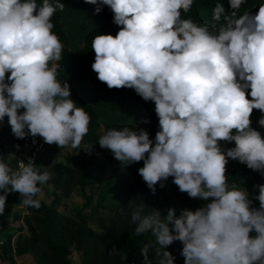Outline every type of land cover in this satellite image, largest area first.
<instances>
[{"label":"clouds","instance_id":"1","mask_svg":"<svg viewBox=\"0 0 264 264\" xmlns=\"http://www.w3.org/2000/svg\"><path fill=\"white\" fill-rule=\"evenodd\" d=\"M84 2L96 5V13L110 7L114 23L122 26L115 36L98 34L92 41L91 67L98 79L154 101L159 118L154 143L146 130L124 127L108 130L99 146L123 166L143 160L138 173L153 194L171 176L189 197L211 198L179 215L169 208L163 218L158 210L145 215L134 208L136 233L155 235L158 264H174L165 250L173 241L182 242L184 264H264V184L255 186L257 209L248 191L229 186L226 178L227 158L264 175V138L250 126L253 109L264 113V4L254 15L237 18L244 0H229L230 12L218 3L212 15L223 23L210 30L181 18L193 0ZM63 9L59 0H0V121L7 116L17 138L39 135L59 148H78L90 116L69 98V85L57 80L59 65L53 63L61 59L63 45L51 31V18ZM258 123L264 126V115ZM219 141H234L235 147L222 151ZM49 179L31 159L15 171L0 161V215L11 192L39 209L38 185ZM253 230L255 237L249 235ZM152 244L141 249L149 264Z\"/></svg>","mask_w":264,"mask_h":264},{"label":"rangeland","instance_id":"2","mask_svg":"<svg viewBox=\"0 0 264 264\" xmlns=\"http://www.w3.org/2000/svg\"><path fill=\"white\" fill-rule=\"evenodd\" d=\"M8 75L10 73H6V77ZM80 86L79 80L70 83L72 89ZM130 124L128 106L119 102L102 103L90 117L89 130L80 147L59 148L55 143L50 144L41 157L39 171L48 172L50 179L38 185L41 193L35 197L40 199L41 207L25 206L18 192L6 197L4 213L0 215V264H149L141 249L150 241L153 243L148 253L150 264H158L152 250L158 246L155 235L151 231L138 235L131 211L142 208L145 215L153 210L167 213L173 208L168 203L174 204L185 193L170 176L157 183L153 194L138 173L143 160L123 166L110 150L99 146V139L109 126L114 125L116 130L134 129ZM158 130L155 128L149 134L153 143ZM12 136L8 120L0 121V161L7 164L12 153V143H9ZM218 143L222 151L235 147L234 141ZM93 144L99 148L97 156L92 155L91 149H84ZM230 160L233 159L227 158L228 162ZM80 161L88 162L87 182L83 186L78 169ZM253 174H260L264 180L259 171ZM173 209L179 215L180 210L186 208ZM79 228L84 229L76 243ZM249 235L253 237L256 233L253 230ZM182 247L180 241L166 246L165 250L174 257V264H184L180 254Z\"/></svg>","mask_w":264,"mask_h":264},{"label":"trees","instance_id":"3","mask_svg":"<svg viewBox=\"0 0 264 264\" xmlns=\"http://www.w3.org/2000/svg\"><path fill=\"white\" fill-rule=\"evenodd\" d=\"M55 2V0H50ZM64 4L63 11H57L51 18L54 28L51 30L58 36L63 45L61 59L53 63L58 64L57 80L63 85L64 82L70 83L79 80L81 86L79 88H70V99H72L77 107H83L84 111L91 117L96 111V106L102 103L116 104L129 107L131 113L130 127L134 129H144L148 132H154V129H159V118L155 113L154 101H145L134 89L131 88H108L105 82H101L97 73L93 71L91 65L95 59V52L92 49V41L98 34H111L115 36L119 31L120 25L114 23V14L110 7L104 5L99 13L95 12L96 5L85 3L84 0H59ZM223 4L226 12L229 10V0H193L191 10L184 13L181 10V18H191L197 25L208 24L210 30H214L223 23L213 19V8L216 4ZM37 4H42V0H37ZM264 0H244L240 9L237 12V18L244 13L254 15ZM7 82V81H6ZM8 83V82H7ZM246 98L251 99L250 89H246ZM19 111V110H18ZM264 113L260 110L253 109L250 120L251 127L261 133L264 138V126L259 125L258 120ZM3 120H8L5 116ZM114 125L109 126L107 130L113 129ZM150 138V136H149ZM13 142V136L9 143ZM11 150V149H10ZM93 156L99 155V148L95 144L91 147ZM41 157L38 159L35 167L40 171ZM87 161H80L78 169L81 171V185L87 182ZM9 166L13 167V160L9 158ZM246 164L238 160H230L226 164V178L229 186L235 184L244 188L249 193L251 206L259 208V201L255 197L259 194L257 185L264 184V180L260 178V174H253L256 170L246 168ZM170 177V176H169ZM185 196L172 203L173 208H186L194 211L195 209L206 205L211 201H203L199 198H191L186 192ZM161 217H165L167 213H160ZM84 228L76 230V243L80 240V235ZM255 237V236H253Z\"/></svg>","mask_w":264,"mask_h":264},{"label":"built area","instance_id":"4","mask_svg":"<svg viewBox=\"0 0 264 264\" xmlns=\"http://www.w3.org/2000/svg\"><path fill=\"white\" fill-rule=\"evenodd\" d=\"M27 133V128L25 129ZM50 144L46 143L43 137L26 135L24 138H17L13 134L12 153L10 158L13 160V171L18 170L23 162L29 159L36 165L38 159L42 157L47 151Z\"/></svg>","mask_w":264,"mask_h":264}]
</instances>
